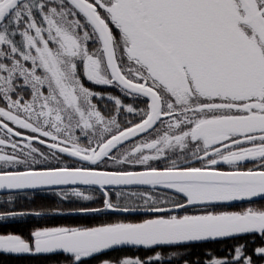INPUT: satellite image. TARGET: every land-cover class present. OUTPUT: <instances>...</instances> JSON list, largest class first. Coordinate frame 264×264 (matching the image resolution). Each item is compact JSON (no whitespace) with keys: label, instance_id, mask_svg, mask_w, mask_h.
I'll return each instance as SVG.
<instances>
[{"label":"snow or ice","instance_id":"1","mask_svg":"<svg viewBox=\"0 0 264 264\" xmlns=\"http://www.w3.org/2000/svg\"><path fill=\"white\" fill-rule=\"evenodd\" d=\"M0 264H264V0H0Z\"/></svg>","mask_w":264,"mask_h":264},{"label":"trees","instance_id":"2","mask_svg":"<svg viewBox=\"0 0 264 264\" xmlns=\"http://www.w3.org/2000/svg\"><path fill=\"white\" fill-rule=\"evenodd\" d=\"M46 203L50 206H55L56 204V198L55 197H48L46 200L41 201L37 199V205L40 203ZM244 205H236L233 208H230L228 210H239V208ZM97 220H94L92 218H85V217H79V216H69V217H63V218H57L56 220L52 221L51 223L55 224H67V225H92L97 223ZM214 250H222L224 245H211L210 246Z\"/></svg>","mask_w":264,"mask_h":264},{"label":"water","instance_id":"3","mask_svg":"<svg viewBox=\"0 0 264 264\" xmlns=\"http://www.w3.org/2000/svg\"><path fill=\"white\" fill-rule=\"evenodd\" d=\"M236 205H240L239 203H237Z\"/></svg>","mask_w":264,"mask_h":264}]
</instances>
